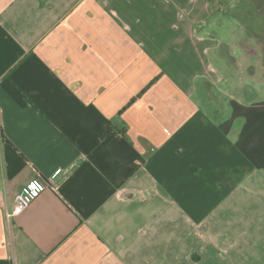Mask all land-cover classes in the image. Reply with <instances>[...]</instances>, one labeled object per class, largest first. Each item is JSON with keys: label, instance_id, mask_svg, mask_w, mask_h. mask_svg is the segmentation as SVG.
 Returning a JSON list of instances; mask_svg holds the SVG:
<instances>
[{"label": "crops", "instance_id": "0c3cea01", "mask_svg": "<svg viewBox=\"0 0 264 264\" xmlns=\"http://www.w3.org/2000/svg\"><path fill=\"white\" fill-rule=\"evenodd\" d=\"M257 1L0 0V264H264Z\"/></svg>", "mask_w": 264, "mask_h": 264}, {"label": "built area", "instance_id": "2783aa9c", "mask_svg": "<svg viewBox=\"0 0 264 264\" xmlns=\"http://www.w3.org/2000/svg\"><path fill=\"white\" fill-rule=\"evenodd\" d=\"M57 174L54 176V178L57 176ZM57 177L54 180H57ZM46 187V182L38 178L28 182L16 195L15 202L10 209H7L6 216L8 218H14L20 215L30 206V204L39 196V194L46 189Z\"/></svg>", "mask_w": 264, "mask_h": 264}, {"label": "rangeland", "instance_id": "374dc122", "mask_svg": "<svg viewBox=\"0 0 264 264\" xmlns=\"http://www.w3.org/2000/svg\"><path fill=\"white\" fill-rule=\"evenodd\" d=\"M257 3L262 8V10H264V0H258ZM246 20H249L252 24H255L257 22V16L256 15H253V16L250 15L249 18H247ZM252 51L254 52L255 49H253ZM260 64H262V62H260ZM249 85L251 86L250 88H254V87H256L257 82L253 78H251Z\"/></svg>", "mask_w": 264, "mask_h": 264}, {"label": "trees", "instance_id": "16d2710c", "mask_svg": "<svg viewBox=\"0 0 264 264\" xmlns=\"http://www.w3.org/2000/svg\"><path fill=\"white\" fill-rule=\"evenodd\" d=\"M110 131H111V130H108L107 133H109ZM70 172H71V169H69V170L65 171L64 173H62L61 176L58 177V179H57V181H56V185L59 184V183H58V182H59V179H60V180H64V179H66V178L68 177V175L70 174Z\"/></svg>", "mask_w": 264, "mask_h": 264}]
</instances>
